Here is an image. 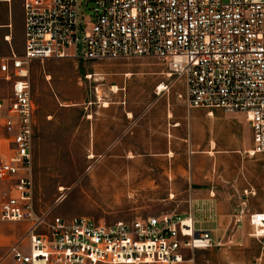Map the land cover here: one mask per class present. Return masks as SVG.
<instances>
[{
  "label": "built area",
  "instance_id": "1",
  "mask_svg": "<svg viewBox=\"0 0 264 264\" xmlns=\"http://www.w3.org/2000/svg\"><path fill=\"white\" fill-rule=\"evenodd\" d=\"M83 2L90 13L81 20ZM22 7L23 55L0 58V79L11 85L0 99V223L28 225L9 248L10 264H206L196 252L216 244L195 230L192 214L108 224L36 212L30 66L161 60L170 80L163 92L182 80L189 110L243 115L252 134L248 155L264 157V0H23ZM250 225L264 249V213L250 215Z\"/></svg>",
  "mask_w": 264,
  "mask_h": 264
},
{
  "label": "rangeland",
  "instance_id": "2",
  "mask_svg": "<svg viewBox=\"0 0 264 264\" xmlns=\"http://www.w3.org/2000/svg\"><path fill=\"white\" fill-rule=\"evenodd\" d=\"M3 1L0 0V58L11 56L12 51L22 56L23 0ZM89 13L83 2L81 20ZM84 34L82 26L79 37L82 39ZM168 72L161 60L146 58L31 63L29 80L37 107L33 157L34 206L38 214L48 213L50 219L89 217L108 224L177 214L166 201L171 193L167 182L174 174L184 173L188 159L174 162L167 156H152L145 150H134L133 139L126 140L136 132L143 136L163 133L170 110L175 115L171 119L173 125L180 122L181 130L191 128L182 80L162 95L156 94L160 85H170ZM89 75L91 78L87 79ZM114 86L120 89L116 94L112 92ZM10 95L11 85L0 79V99ZM173 113L170 111V118ZM208 113L202 109L190 113L199 140L220 143L233 137L227 124L212 123L217 117L230 123L241 119L239 137L250 140L243 115L215 110L214 116L209 117ZM93 135L96 150L88 142ZM113 135L125 137L123 150H102V138ZM4 187L0 182V193ZM61 187L65 191L61 192ZM2 224L14 232L15 242L23 238L28 228L27 224ZM223 243L196 252V260L206 264H264L263 246L248 234L230 233Z\"/></svg>",
  "mask_w": 264,
  "mask_h": 264
},
{
  "label": "crops",
  "instance_id": "3",
  "mask_svg": "<svg viewBox=\"0 0 264 264\" xmlns=\"http://www.w3.org/2000/svg\"><path fill=\"white\" fill-rule=\"evenodd\" d=\"M191 111L189 121L192 129L181 130L180 122L173 125L171 119L175 115L173 113L174 117L170 118L168 113L163 133L143 136L136 132L133 138L126 140L133 139L136 144L134 150H145L152 156H167L174 158V162L182 161L184 157L188 159L184 173L178 172L174 178L169 177L167 183L171 193L166 199L167 204L173 205L176 216L187 218L192 214L195 230L211 233L216 247L222 246L230 233L250 236V215L264 213V157L248 155L252 149L251 129L249 126L250 140L241 139L239 118L232 123L222 117L212 121L227 124L233 134L231 139L220 143L213 139L208 142L199 140L190 120ZM124 140L121 135L104 136L102 150H123ZM88 142L91 149H98L94 135L88 138ZM5 231L7 233L4 234ZM15 239L14 232H9L0 223L1 264L11 260L8 252Z\"/></svg>",
  "mask_w": 264,
  "mask_h": 264
},
{
  "label": "bare ground",
  "instance_id": "4",
  "mask_svg": "<svg viewBox=\"0 0 264 264\" xmlns=\"http://www.w3.org/2000/svg\"><path fill=\"white\" fill-rule=\"evenodd\" d=\"M7 39H8V38H7ZM129 76H131V75L128 74L127 77H129ZM159 87H160V88H159V93H156V94L160 96V95L163 94V91L166 90V85L162 84V85H160ZM119 91H120V89H119V87H117V86H114V87L112 88V92H114L115 94L118 93ZM105 106L107 107V104H106ZM171 116H172V114H170V117H171ZM213 146H214V145H213ZM92 158H93V157H92ZM129 158L131 159V158H133V156L131 155ZM60 191H61V192H62V191H65V188L61 187ZM187 223H188V224H192L190 220H188Z\"/></svg>",
  "mask_w": 264,
  "mask_h": 264
}]
</instances>
